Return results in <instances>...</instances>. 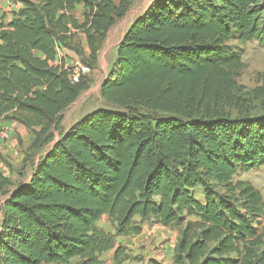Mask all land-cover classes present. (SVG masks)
Listing matches in <instances>:
<instances>
[{"label":"trees","instance_id":"obj_1","mask_svg":"<svg viewBox=\"0 0 264 264\" xmlns=\"http://www.w3.org/2000/svg\"><path fill=\"white\" fill-rule=\"evenodd\" d=\"M14 1L22 8L0 19V122L41 128L50 141L48 129L89 89L92 72L73 84L64 61L55 64L61 42L84 32L95 53L96 34L132 0ZM252 40L264 46V0L152 2L100 89L124 111L78 121L9 194L0 264H104L111 250L124 264L130 255L99 227L105 216L116 236L141 235L150 220L180 229L174 264H264L262 195L233 181L264 165V74L244 91L242 52L231 45ZM255 102L263 107L253 114ZM10 186L0 171V198Z\"/></svg>","mask_w":264,"mask_h":264},{"label":"rangeland","instance_id":"obj_2","mask_svg":"<svg viewBox=\"0 0 264 264\" xmlns=\"http://www.w3.org/2000/svg\"><path fill=\"white\" fill-rule=\"evenodd\" d=\"M117 3L120 0H115ZM155 0H132L126 16L117 20V23L106 34H96V52L93 53L88 44V38L84 32L72 30L67 41L61 42L60 57L69 67L77 65L88 66L92 72L85 78L89 83V89L83 92L78 100L67 108L48 129L51 140L47 135H39L41 128L30 129L21 123L4 119L0 125L10 123L12 133L8 139H0V171L10 179L11 186L5 195L0 198V225L3 221V205L9 194L17 188L29 183L34 169L39 161L48 154L55 143L78 121L98 109H111L123 112L117 106L107 103L101 97L100 89L103 82L109 79L111 71L117 59L120 43L132 23L146 12ZM0 19L6 23L13 18L15 1L0 2ZM84 6L78 7L74 16L81 22ZM71 45V47L66 45ZM242 52L244 68L237 82L244 87V91H250L260 85V75L264 74V46L252 40L246 43L231 42ZM262 103H254V113L262 110ZM141 113L148 115L145 110ZM48 141V142H47ZM234 183L249 182L262 195L264 203V165L250 171L239 170L234 177ZM199 201L204 202V194L201 188L195 192ZM264 225V218L262 219ZM99 227L107 233L115 236L116 247H123L126 255L131 260L124 264H174V253L177 246L180 229L165 227L156 220L142 223L143 232L138 236H116L115 225L108 216L103 217ZM115 250L104 253L101 260L104 264H115Z\"/></svg>","mask_w":264,"mask_h":264},{"label":"built area","instance_id":"obj_3","mask_svg":"<svg viewBox=\"0 0 264 264\" xmlns=\"http://www.w3.org/2000/svg\"><path fill=\"white\" fill-rule=\"evenodd\" d=\"M60 49L58 50V59L55 64H60L61 57ZM66 70L69 72V79L73 84L79 83L83 75L89 74L91 69L88 66L77 65L75 67H69L68 64L65 65ZM11 124L0 125V139H8L13 129Z\"/></svg>","mask_w":264,"mask_h":264},{"label":"crops","instance_id":"obj_4","mask_svg":"<svg viewBox=\"0 0 264 264\" xmlns=\"http://www.w3.org/2000/svg\"><path fill=\"white\" fill-rule=\"evenodd\" d=\"M5 1L7 2V0H0V2H5ZM1 7H2V6L0 5V8H1ZM21 8H22V5H21V4H16V3H15V11H18V10L21 9ZM59 58H60V55H59ZM103 85H105V82L102 83V86H103ZM102 86H101V87H102Z\"/></svg>","mask_w":264,"mask_h":264}]
</instances>
